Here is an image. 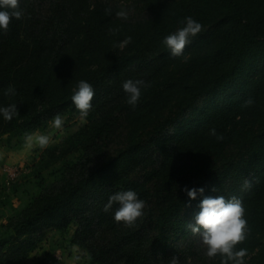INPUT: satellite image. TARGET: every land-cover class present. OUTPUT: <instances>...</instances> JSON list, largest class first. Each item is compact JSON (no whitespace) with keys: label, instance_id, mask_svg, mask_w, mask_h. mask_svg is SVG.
I'll return each mask as SVG.
<instances>
[{"label":"trees","instance_id":"1","mask_svg":"<svg viewBox=\"0 0 264 264\" xmlns=\"http://www.w3.org/2000/svg\"><path fill=\"white\" fill-rule=\"evenodd\" d=\"M20 7L23 18L0 31V107L18 109L10 121L0 114V144L22 148L26 134L45 132L57 114L66 134L0 186V264H23L46 232L71 227L86 264H169L173 256L220 264L198 250L187 227L203 196L217 195L242 200L247 238L237 250L260 247L254 264H264V0H20ZM122 7L135 9L133 17L118 18ZM186 17L203 30L172 56L162 41ZM129 79L146 85L135 108L122 87ZM80 80L95 96L73 131ZM9 86L15 94L6 96ZM185 186L204 188L203 196L190 200ZM127 190L146 203L134 227L114 221L117 204L103 210Z\"/></svg>","mask_w":264,"mask_h":264},{"label":"clouds","instance_id":"2","mask_svg":"<svg viewBox=\"0 0 264 264\" xmlns=\"http://www.w3.org/2000/svg\"><path fill=\"white\" fill-rule=\"evenodd\" d=\"M105 13L110 14L111 9L106 8ZM23 15L20 0H0V31L7 33L13 18L20 20ZM115 15L126 20L129 16V10L122 7ZM202 30L203 26L199 22L192 17H186L184 26L164 37L162 43L170 50V55L179 57L183 55L186 46L191 42V38L199 35ZM131 39L130 36L125 37L116 47L123 50L131 42ZM186 61L187 57H185ZM142 86L146 87L142 80L133 81L131 79L126 80L122 85L123 90L127 93V103L133 108L140 99ZM14 94L15 89L12 86L5 90L6 96ZM94 96L95 91L92 85L80 80L71 96V101L82 120L91 111ZM251 103V99L245 102L246 105H251ZM0 114L5 120L10 121L18 114L17 104L0 107ZM64 122V117L57 114L52 120V127L60 130ZM210 134L217 135L215 129L210 130ZM217 138L223 139L222 136ZM25 141L30 149L33 147L45 149L51 143L50 136L46 134H26ZM248 183L245 181V186ZM182 190L186 192L190 200L196 199L198 194L203 196L204 193L202 187L188 188L185 186ZM212 191H216V189L213 188ZM113 204L118 205L113 214L114 221L122 223L125 227H134L137 220L145 215L146 203L139 199L133 190L114 193L109 197L103 210L109 211ZM198 207L199 211L193 217L194 222H188L187 227L193 235H198L201 238L204 255L209 259L219 256L220 264H245L244 258L248 255L247 249L239 248L237 250V246L247 238V220L244 218L245 208L242 200L236 196L227 199L223 195L203 196ZM169 264H180V261L176 256H173Z\"/></svg>","mask_w":264,"mask_h":264},{"label":"rangeland","instance_id":"3","mask_svg":"<svg viewBox=\"0 0 264 264\" xmlns=\"http://www.w3.org/2000/svg\"><path fill=\"white\" fill-rule=\"evenodd\" d=\"M121 6H130L134 0H115ZM129 16L133 17L135 9L130 7ZM200 111H198V114ZM85 119H80L77 125L73 127V131L80 129V124H83ZM32 134H46L50 136L51 142H59L66 134L62 129L56 130L52 127V123L45 132L35 131ZM124 131H121L119 139L123 137ZM118 141H114L113 146L119 145ZM40 154L39 147L29 148L25 144L22 148L9 150L0 144V186L2 188H8L11 181L21 176L24 172L28 171V164L32 163L33 158H38ZM15 171V172H14ZM13 201L17 204L18 199L13 195ZM74 228L63 233H58L53 230H49L45 233L43 239L38 243V246L30 252L27 259L23 264H37L41 259H48L54 264H86V253L79 246L71 241V236ZM191 232V231H190ZM189 232V233H190ZM190 238H194L196 241L194 244H199L198 250H203L204 247L201 244V238L198 235L190 233ZM260 246L264 244V232L258 236ZM185 244L184 254L189 253L190 242L183 240ZM187 241V242H186ZM260 247H255L252 250H247L248 255L244 258L245 264H254ZM198 252V251H197Z\"/></svg>","mask_w":264,"mask_h":264},{"label":"built area","instance_id":"4","mask_svg":"<svg viewBox=\"0 0 264 264\" xmlns=\"http://www.w3.org/2000/svg\"><path fill=\"white\" fill-rule=\"evenodd\" d=\"M15 172V171H14ZM14 179V178H13Z\"/></svg>","mask_w":264,"mask_h":264}]
</instances>
